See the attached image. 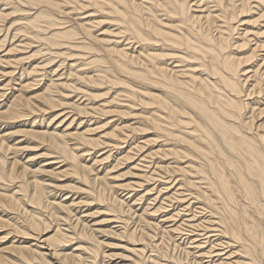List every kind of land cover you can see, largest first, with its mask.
Listing matches in <instances>:
<instances>
[{
	"label": "bare ground",
	"instance_id": "6f19581e",
	"mask_svg": "<svg viewBox=\"0 0 264 264\" xmlns=\"http://www.w3.org/2000/svg\"><path fill=\"white\" fill-rule=\"evenodd\" d=\"M0 264H264V0H0Z\"/></svg>",
	"mask_w": 264,
	"mask_h": 264
},
{
	"label": "rangeland",
	"instance_id": "374dc122",
	"mask_svg": "<svg viewBox=\"0 0 264 264\" xmlns=\"http://www.w3.org/2000/svg\"><path fill=\"white\" fill-rule=\"evenodd\" d=\"M110 164V163H109ZM121 168V169H120ZM124 170H128V167L126 168V166L124 165V167L123 166H121V167H119L118 169H117V171L115 170V172H116V174H119V173H122V172H124ZM118 172V173H117ZM126 176H128V175H126ZM123 179H126V177H124ZM107 240V242H115L116 240L115 239H112V238H107L106 239ZM116 242H118V241H116ZM115 242V243H116ZM109 245V244H108ZM108 245H106L105 246V250H107V252L108 253H112L113 251L114 252H116V253H123V254H128V252L127 251H125L123 248H115L114 246L112 247H110V246H108ZM108 246V247H107ZM111 248H112V250H111ZM113 252V253H114ZM174 253H175V255L176 256H178V255H180V254H182V255H184V252L182 251V250H180V249H176L175 251H174ZM179 253V254H178ZM178 254V255H177ZM182 255H180V256H182ZM116 256H118V255H116ZM116 256H111V257H113V259L111 258V260L112 261H115V262H120V257L118 256V257H116ZM111 260H110V262H111Z\"/></svg>",
	"mask_w": 264,
	"mask_h": 264
}]
</instances>
